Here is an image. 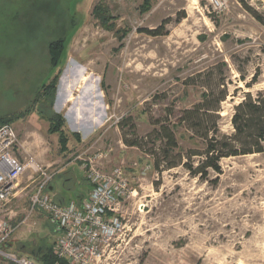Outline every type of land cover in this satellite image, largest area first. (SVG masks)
<instances>
[{
  "label": "rangeland",
  "instance_id": "obj_1",
  "mask_svg": "<svg viewBox=\"0 0 264 264\" xmlns=\"http://www.w3.org/2000/svg\"><path fill=\"white\" fill-rule=\"evenodd\" d=\"M143 2L0 0V119L14 118L19 158L49 168L50 187L66 202L87 191L77 157L110 152L106 168L123 167L134 195L124 229L98 264H264V154L225 159L222 174L206 179L182 166L158 172L149 154L164 145L156 122H173L221 78L230 93L221 132L232 134V108L249 91L245 83L259 72L251 91L264 90V25L253 15L264 18V0H149L146 12ZM99 5L113 17L107 25L94 14ZM154 30L164 35L147 33ZM60 38L66 50L53 69L49 44ZM57 76L52 108L65 118L67 152L44 118L50 102L40 99ZM175 133L176 154L203 148L181 126ZM137 139L142 149L125 143ZM36 185L25 176L1 217L23 221ZM57 237L35 212L9 251L35 259ZM0 264L10 262L0 257Z\"/></svg>",
  "mask_w": 264,
  "mask_h": 264
},
{
  "label": "built area",
  "instance_id": "obj_2",
  "mask_svg": "<svg viewBox=\"0 0 264 264\" xmlns=\"http://www.w3.org/2000/svg\"><path fill=\"white\" fill-rule=\"evenodd\" d=\"M19 147L14 127L9 124L0 126V207L8 206L22 193L20 184L25 176L37 182L23 221L14 223L11 213L7 218L0 215V257L10 264H42L17 251H9L17 230L32 214L40 212L55 224L58 237L54 255L59 262L98 264L124 229V208L134 195L123 167L106 168L110 152L77 157L91 190L80 203L62 204L49 192L55 175L32 158L21 160Z\"/></svg>",
  "mask_w": 264,
  "mask_h": 264
},
{
  "label": "trees",
  "instance_id": "obj_3",
  "mask_svg": "<svg viewBox=\"0 0 264 264\" xmlns=\"http://www.w3.org/2000/svg\"><path fill=\"white\" fill-rule=\"evenodd\" d=\"M149 5V0H144L142 11H148ZM94 14L106 25L111 19L113 20L110 11L105 6H97ZM253 15L257 21L264 25L262 16L256 13ZM147 33L151 36L164 35L163 31L157 30L148 31ZM66 44L67 41L64 38L50 42L49 52L53 69L59 66L66 50ZM259 75L258 72L254 76V80L245 83V87L249 91L245 92L241 100L232 108L230 124L233 132L230 135L221 132L222 105L230 95L228 81L224 78L220 79L216 89L205 88L201 100L192 107L183 109L173 122L170 120L166 123L157 121L158 129L154 132L160 135L164 145L158 148L157 151L154 149L149 152L155 159V170L162 172L164 169L170 170L182 166L195 177L206 179L210 172L218 175L222 174L221 162L225 159L264 154V90L255 93L251 91L258 84L257 77ZM57 81L58 76L50 84L43 86L40 99H47L50 102L48 106L51 108L50 115H46L47 117L44 118L50 123V133L59 135L62 151L67 152L69 140L62 130L65 118L52 108L56 97ZM187 85H190V80ZM239 91L240 88H236L234 95H237ZM13 121H15L14 118H2L0 119V126L11 124ZM177 126H181L189 132L193 141L199 140L203 148L201 150H187L183 155L176 154L179 149L175 133ZM141 142L138 139L125 141L127 146L139 149L143 148ZM196 158L198 160L197 164L194 163ZM35 253L38 255L36 261L42 264H56L59 262L53 253V248H43L41 246L38 247ZM59 263L65 264L63 261Z\"/></svg>",
  "mask_w": 264,
  "mask_h": 264
},
{
  "label": "crops",
  "instance_id": "obj_4",
  "mask_svg": "<svg viewBox=\"0 0 264 264\" xmlns=\"http://www.w3.org/2000/svg\"><path fill=\"white\" fill-rule=\"evenodd\" d=\"M83 171V170H82ZM84 175H85V173H84ZM76 176V175H75ZM74 179V178H73ZM72 179V180H73ZM67 181V179L66 180H63V183H62V186L64 187V189L63 190H65V191H67V188L69 187V184H66L65 182ZM81 181H83V183H81L80 182V185L81 186H83L84 188H86L87 189V191H86V193H79V198H78V200H71V201H69V202H66L64 199H62V198H60L61 197V194L63 193V191H61V192H59L58 190H57V187L55 186H51L50 187V190H49V192H50V194H51V196L53 197V199L55 200V201H57V202H59V203H62V204H65V203H70V202H76V203H80L88 194H89V192H90V190H91V186H90V184L88 183V181H87V179H86V177L84 176L83 177V179L81 180ZM66 184V185H65ZM67 185H68V187H67ZM66 188V189H65ZM24 191V190H23ZM21 194H19L18 196H17V198L15 199V200H17L18 198H19V196H20ZM13 203V202H12ZM11 203V204H12ZM42 214V213H41ZM33 215V214H32ZM47 217V216H46ZM30 219V218H29ZM29 219H28V221H29ZM47 220L50 222V224L51 225H53L54 227H55V224L47 217ZM55 230H56V227H55ZM57 240V239H56ZM55 243H56V241H55ZM55 243L53 244V247H51V248H53V253H54V248H55ZM13 248V247H12Z\"/></svg>",
  "mask_w": 264,
  "mask_h": 264
},
{
  "label": "water",
  "instance_id": "obj_5",
  "mask_svg": "<svg viewBox=\"0 0 264 264\" xmlns=\"http://www.w3.org/2000/svg\"><path fill=\"white\" fill-rule=\"evenodd\" d=\"M32 256H33L35 259H37V258H38V255H35V256H34V255L32 254Z\"/></svg>",
  "mask_w": 264,
  "mask_h": 264
},
{
  "label": "flooded vegetation",
  "instance_id": "obj_6",
  "mask_svg": "<svg viewBox=\"0 0 264 264\" xmlns=\"http://www.w3.org/2000/svg\"><path fill=\"white\" fill-rule=\"evenodd\" d=\"M35 253V252H34ZM36 254V253H35Z\"/></svg>",
  "mask_w": 264,
  "mask_h": 264
}]
</instances>
